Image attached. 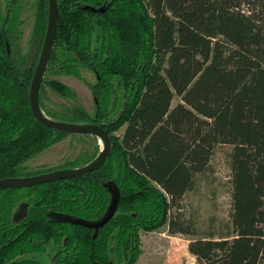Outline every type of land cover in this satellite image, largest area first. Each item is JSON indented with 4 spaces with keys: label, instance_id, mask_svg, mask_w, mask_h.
<instances>
[{
    "label": "trees",
    "instance_id": "trees-1",
    "mask_svg": "<svg viewBox=\"0 0 264 264\" xmlns=\"http://www.w3.org/2000/svg\"><path fill=\"white\" fill-rule=\"evenodd\" d=\"M57 1L47 66L78 77L79 65L88 68L94 113L79 105L48 111L40 99L39 107L55 120L104 127L112 148L85 175L0 190V264H43L27 256L50 244L53 264H135L141 232L167 224L171 234H192L185 196L219 148L226 149L228 222L189 239L188 252L197 264H264V0ZM18 2L5 0L0 20V179L39 173L18 167L68 135L38 122L29 105L48 2L36 0L31 50L20 58L8 27ZM46 83L75 96L59 80ZM114 187L118 203L105 225L59 219L100 220ZM21 201L29 209L15 222Z\"/></svg>",
    "mask_w": 264,
    "mask_h": 264
},
{
    "label": "rangeland",
    "instance_id": "rangeland-1",
    "mask_svg": "<svg viewBox=\"0 0 264 264\" xmlns=\"http://www.w3.org/2000/svg\"><path fill=\"white\" fill-rule=\"evenodd\" d=\"M35 3L36 0H20L10 17L9 29L13 35V48L19 58L28 56L31 50ZM4 16L3 0H0V18L3 19ZM79 71L80 77L56 72L54 68L47 66L39 88V99L43 101L46 110L60 112L64 107L79 105L93 115L94 99L88 84L94 83L95 76L82 65H79ZM51 79L69 86L75 96L64 97L52 90L46 83ZM112 82L116 84L117 79ZM176 103L177 98H174L172 105ZM122 129L116 134H120ZM102 146V141L92 135L68 134L25 160L18 170L21 174L43 171L70 160L82 164L96 156V149L99 150ZM224 151L225 148L216 150L211 167L197 178L195 188L185 196L183 217L190 224L192 234H171L167 224L152 232H141L142 252L135 264H197L195 257L187 249L189 239L203 236L209 230L217 229L218 224L225 225L228 222L229 182ZM54 250L50 244L46 253L27 257L43 264H53L51 254ZM112 259L116 262L114 255Z\"/></svg>",
    "mask_w": 264,
    "mask_h": 264
},
{
    "label": "water",
    "instance_id": "water-1",
    "mask_svg": "<svg viewBox=\"0 0 264 264\" xmlns=\"http://www.w3.org/2000/svg\"><path fill=\"white\" fill-rule=\"evenodd\" d=\"M48 2V17L46 24V31L44 35L43 44L39 54L38 62L35 67L30 86H29V105L33 117L40 122L42 125L48 128H53L57 131L66 132L68 134H78V135H92L97 137L102 141L103 146L99 149L98 154L89 163L78 166V167H68L60 168L53 171H48L40 174L30 175V176H19V177H6L0 179V190L6 188H21L27 186H33L37 184H42L46 182H51L58 179H66L77 176L85 175L88 172L98 169L106 157L109 155L112 143L110 136L106 129L100 125L93 123H74L65 122L52 119L45 115V113L39 107V88L43 80L45 70L47 68L49 56L52 51L53 43L55 40L56 28H57V14H58V1L57 0H47ZM118 191L114 187V194L111 199L110 206L104 215L98 221H87L80 218H75L67 215H59V219L65 222L83 225L90 228H99L105 225L114 215L118 203ZM25 202L19 205V209L15 212L13 216L14 221H18L20 218L26 215ZM95 236V233H94Z\"/></svg>",
    "mask_w": 264,
    "mask_h": 264
},
{
    "label": "flooded vegetation",
    "instance_id": "flooded-vegetation-1",
    "mask_svg": "<svg viewBox=\"0 0 264 264\" xmlns=\"http://www.w3.org/2000/svg\"><path fill=\"white\" fill-rule=\"evenodd\" d=\"M19 1H20V0H19ZM17 4H18V3H17ZM16 6H17V5H16ZM16 6L14 7V9L16 8ZM3 7H4V14L6 15L5 0H3ZM14 9H13V11H14ZM13 11H12V13H13ZM12 13H11V15H12ZM4 18H5V16H4ZM4 18H3V19H4ZM3 19L0 18V20H3ZM8 27H9V26H8ZM30 158H31V157H30ZM30 158H28V159H30ZM28 159H27V160H28ZM27 160H26V161H27ZM44 172H48V171L43 170V171H40L39 173H36V174H40V173H44ZM30 175H35V174L32 173V174H30ZM30 175H22V176H30ZM15 177H19V176H15ZM22 202H25V203L27 204V206H26V215H27V211H28V209H29V206H28L29 203H28L27 201H21V202L18 204V207L16 208V210L14 211L13 216H14L15 212L19 209V205H20ZM26 215H25V216H26ZM13 216H12V220H13ZM25 216H24V217H25ZM22 218H23V217H22ZM20 219H21V218H20ZM20 219H19V220H20ZM19 220H18V221H19ZM13 221H14V220H13ZM18 221H15V222H18Z\"/></svg>",
    "mask_w": 264,
    "mask_h": 264
}]
</instances>
